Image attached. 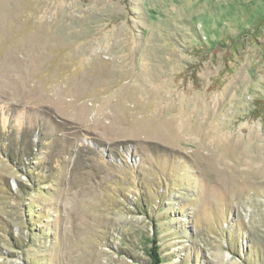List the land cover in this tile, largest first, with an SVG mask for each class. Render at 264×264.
<instances>
[{
    "label": "rangeland",
    "instance_id": "1",
    "mask_svg": "<svg viewBox=\"0 0 264 264\" xmlns=\"http://www.w3.org/2000/svg\"><path fill=\"white\" fill-rule=\"evenodd\" d=\"M154 235L264 264V0H0V264H148Z\"/></svg>",
    "mask_w": 264,
    "mask_h": 264
},
{
    "label": "trees",
    "instance_id": "2",
    "mask_svg": "<svg viewBox=\"0 0 264 264\" xmlns=\"http://www.w3.org/2000/svg\"><path fill=\"white\" fill-rule=\"evenodd\" d=\"M146 255L148 257V264H163L164 263V260L162 259L161 253H160V244L155 235L154 237L152 236V238L149 239L148 247L146 249Z\"/></svg>",
    "mask_w": 264,
    "mask_h": 264
}]
</instances>
